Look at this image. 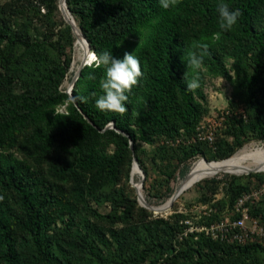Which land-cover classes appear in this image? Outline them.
<instances>
[{
    "label": "trees",
    "instance_id": "1",
    "mask_svg": "<svg viewBox=\"0 0 264 264\" xmlns=\"http://www.w3.org/2000/svg\"><path fill=\"white\" fill-rule=\"evenodd\" d=\"M220 2L180 0L166 10L160 0H67L92 51L134 53L141 62L143 76L121 115L95 106L103 67L82 70L72 91L85 98L76 101L81 111L63 89L76 37L59 0H0V264H264V241L185 234L190 216L177 202L171 215L156 214L130 184L136 157L148 202L164 204L195 159L222 161L250 140L264 142V0H223L242 13L230 31L219 28ZM193 42L209 46L194 92L184 76L197 73L182 60L199 53ZM218 78L233 87L226 120L213 145L189 143L210 114L207 80ZM111 123L134 150L106 129ZM225 178L203 181L205 192L224 196L199 200L212 210L197 214L196 226L221 221L264 184V173ZM251 215L264 225V198Z\"/></svg>",
    "mask_w": 264,
    "mask_h": 264
},
{
    "label": "clouds",
    "instance_id": "2",
    "mask_svg": "<svg viewBox=\"0 0 264 264\" xmlns=\"http://www.w3.org/2000/svg\"><path fill=\"white\" fill-rule=\"evenodd\" d=\"M179 2L180 0H160V5L167 10L170 7H176ZM217 11L219 13V28L222 31H230L242 15L239 9H230L223 0L217 5ZM192 48L200 50L199 53L195 50L188 51L182 60L186 61L188 70H194L197 73L191 79H188V71L184 76L187 90L194 92L201 87L199 72L203 69L204 56L207 54L209 46L207 43L193 42ZM89 65L96 69L103 67L105 71L104 78L100 80L103 94L95 100V106L101 111L125 114L127 112L125 102L129 100L128 94L131 93L133 86L138 85L139 78L143 76L140 60L134 53L125 52L123 58L118 59L109 51L100 54L91 51ZM84 99V97L76 96L73 101L74 103L76 101L83 102ZM4 199L5 197L0 195V202Z\"/></svg>",
    "mask_w": 264,
    "mask_h": 264
},
{
    "label": "rangeland",
    "instance_id": "3",
    "mask_svg": "<svg viewBox=\"0 0 264 264\" xmlns=\"http://www.w3.org/2000/svg\"><path fill=\"white\" fill-rule=\"evenodd\" d=\"M4 1H7V0H1V2H4ZM46 12H47L46 9H42V13H46ZM60 13H61V11H60ZM61 15H62V13H61ZM76 41H77V38H76ZM75 44H76V42H75ZM72 56H73V65H72V68H71V74L69 75L68 79L65 81L64 86H63V89H65L66 92L69 90V86H70V84L72 82V79H73L76 71L78 70V68H79V66L81 64V62H79L76 59V46H74V50H72ZM232 91H233V87L224 79L218 78V79H208L207 80V84H206V87H205V93H206V95L208 97V103H209V107H210V114L203 119V121L200 123L199 126L206 125V124H208L209 121H211V122H219L222 114L229 107V102L231 100ZM60 111L64 112V111H66V108L63 107V108L60 109ZM242 111L243 112L245 111L244 107H240L239 112L242 113ZM216 138H217V136H216ZM143 147H145L149 151L152 150V148L150 146L146 145V144H143ZM240 153H245L246 155L248 154L251 157H255L256 155L260 154V155H262L264 157V142L250 140V142H248L235 155L240 154ZM234 156H232L231 158L226 159V160L212 161V162L206 161V160H204V158H201V157L197 158V159H195L194 161H192L190 163L191 173H192L193 166L197 162L201 161V162L208 163V164L209 163H213V162H224V161H228V160L232 159ZM260 171H262L260 173H264V170H260ZM140 174H141V169H140L139 172L135 173V170L133 168L132 175H133V181H134L135 184H136V182H138L141 179V175ZM230 175L242 176V175H245V174L235 173V172H233L231 170H227V169L223 170L220 173H217V174H215L214 176H212L210 178H206V179L198 181L196 184H194L191 188H189L187 191H185L177 199L176 202H177V205H178V212H181L183 214H188L190 216L184 222L185 225L187 226L186 230H188V228L190 227V225H187L186 222H191L192 226L198 227V226L195 225V223L193 221V219L196 218V215L198 214L199 217H200V215L207 214V213H209L208 212L209 210H212V209L208 210L209 206H207V205L206 206L198 205L199 204L198 203L199 200L204 199V198H207V199L216 198V200H219V199L223 198V196H224L223 189H219L218 193L215 196L211 192H208V191L205 192V190L203 189V187L205 185L202 184L203 181L210 180V179H213V178L223 179V178H225L227 176H230ZM154 176L158 177L157 173ZM185 176L181 177V176H179V173H178L177 180L171 184V186H173L175 188L174 193L181 186L180 183L182 182V180L184 179ZM189 179H190V177L186 181H183L181 183L182 187H183V185H185L187 183V181ZM155 180H156V178H155ZM130 184L133 187L131 179H130ZM140 190L143 192V195H144V197L147 200V196H146V194L144 192V186H143V189H140ZM135 192H136V190H135ZM160 193H162V190H160ZM136 195H137V193H136ZM168 201L169 200H167L164 204H160V205L150 204V203H149V205L154 206V207H159V206L166 205L168 203ZM106 211H107L106 208H102V212H106ZM172 213H173V211L172 212L170 211L168 213H163V214H165L166 216H169ZM231 215H232V213L230 215H228V216H231ZM191 216H193V217H191ZM158 264H161V262H159Z\"/></svg>",
    "mask_w": 264,
    "mask_h": 264
},
{
    "label": "built area",
    "instance_id": "4",
    "mask_svg": "<svg viewBox=\"0 0 264 264\" xmlns=\"http://www.w3.org/2000/svg\"><path fill=\"white\" fill-rule=\"evenodd\" d=\"M230 113L226 111V115ZM225 120L226 116L223 113L219 122L209 121L208 124L200 126L197 134L190 139L189 143L207 142L213 145L216 141L218 128L222 127V123ZM181 142L182 139H178L171 144H179ZM262 198H264V184L258 189L244 194L236 203L231 216H226L209 227H194L191 222H186L190 227L185 231V234L195 231L206 232L214 240L227 242L228 244L244 245L256 240L264 241V225L259 218L251 215L253 202L260 201Z\"/></svg>",
    "mask_w": 264,
    "mask_h": 264
},
{
    "label": "water",
    "instance_id": "5",
    "mask_svg": "<svg viewBox=\"0 0 264 264\" xmlns=\"http://www.w3.org/2000/svg\"><path fill=\"white\" fill-rule=\"evenodd\" d=\"M65 7H66V9H67L68 12L65 10ZM59 9H60V11H61V13H62V16H63L64 20H65L66 23L71 27V29H72V31H73L75 37H76V38H79V36L82 37V38L87 42V44L89 45V49H90V51H92L89 41L87 40V38L85 37V35L82 33V31L79 29V27H78L77 24L75 23V20L73 19L74 17L72 16V14L70 13V11H69V9H68V7H67V0H59ZM89 60H90V58H89L88 56L84 57V59L81 61V64H80L78 70L76 71V73H75V75H74V77H73V79H72V82H71V84H70V86H69V90L67 91V93L69 94L70 100H71L72 102H74V101H73L74 96H73V94H72L73 88H74V86H75L77 80L79 79L82 70H83L86 66L89 65ZM74 104H75V105L78 107V109L81 111V109L79 108L77 102H75ZM84 117H85V119H86L90 124H92L94 127H96V126L94 125V123L90 120V118H89L87 115L84 114ZM96 128H97V127H96ZM111 128L115 129V130H116L117 132H119L120 134H122V135H124L125 137L129 138V139H130V148H131L132 150H134V145H135V143H134V141L131 139V137H130L127 133H125V132H123V131L117 129V128H116V125H115L114 123L109 124V125L107 126L106 129H111ZM97 129H98V128H97ZM98 130L101 131V132H104V131H105V130L103 131V130H100V129H98ZM204 160H206V159L204 158ZM206 161H207V160H206ZM136 164L141 168V166H140V164H139V162H138V159L135 157V158H134V166H133V168L135 167ZM260 172H262V171L252 170V171L246 173L245 175H249V174H251V173H260ZM140 175H141V179H140L138 182H136V184H135L134 181H133V175H132V173H131V182H132L133 187H134L135 190H136L137 198H138V202L140 203L141 206H143L144 208H146V209H148V210H151V211L155 212L156 214H163V213H168V212L172 211V209H173V207H174V204H175V202L177 201V199H178V198H179V197H180L185 191H187V190L189 189V188H187V189L183 190V189H182V184H181V183H182L183 181H186V180L191 176V170H190V171L187 173V175L184 177V179H183L182 182L180 183L181 186L179 187L178 190L175 191L174 195L170 198V200L168 201V203H167L166 205H164V206H161V207H160V206H159V207H152L151 205H149V202L146 200V198H145L144 195H143V192L140 190V189H143V186H144V183H145V179H146V174H145V172H144V170H143L142 168H141V174H140ZM236 176H239V175H236Z\"/></svg>",
    "mask_w": 264,
    "mask_h": 264
},
{
    "label": "bare ground",
    "instance_id": "6",
    "mask_svg": "<svg viewBox=\"0 0 264 264\" xmlns=\"http://www.w3.org/2000/svg\"><path fill=\"white\" fill-rule=\"evenodd\" d=\"M65 10L67 11L66 7ZM75 46L76 59L79 62H81L86 56L90 58L91 51L89 49V45L82 37L79 36V38H77ZM140 169L141 168L136 164L134 167L135 173L139 172ZM226 169L239 174H246L252 170H264V157L260 154L255 157H251L248 154L246 155L245 153H240L235 155L232 159L224 162H213L209 164L201 161L197 162L192 168L190 179L185 185H183L182 189L185 190L187 188H191L198 181L210 178Z\"/></svg>",
    "mask_w": 264,
    "mask_h": 264
}]
</instances>
